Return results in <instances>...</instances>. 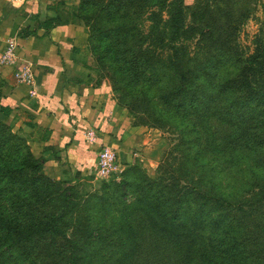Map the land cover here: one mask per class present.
<instances>
[{
	"label": "rangeland",
	"instance_id": "rangeland-1",
	"mask_svg": "<svg viewBox=\"0 0 264 264\" xmlns=\"http://www.w3.org/2000/svg\"><path fill=\"white\" fill-rule=\"evenodd\" d=\"M83 2L79 20L88 32L94 81L108 87L133 129L143 131L147 153L130 166L126 186H121L124 178L115 181L97 174L83 181L71 169L53 173L42 158L36 157L39 166H33L35 158H29L25 143L0 126V180L2 174L6 177L0 188L12 190L0 191V212L22 224L63 213L59 227L77 244V252L89 246L85 256L103 263L111 264L117 257L103 239L97 240V233L92 238L95 229L103 231L107 242L114 234L118 241L138 242L140 253L133 264H181L185 245L160 235L144 218L139 200L149 193L151 199L164 202L166 211L183 212L178 202L185 200L186 190L197 194L204 190L227 198L218 207L212 199L215 209L231 211L229 206H236L233 226L244 234L241 243L237 241L242 251L226 253L223 263L264 264V104L258 105L262 100L256 99L246 116L249 122L240 120L241 133L209 116L226 105L217 95L223 85L217 79L233 71L231 60L243 69L257 59V75L263 79L257 87L264 86V0ZM179 63L193 77L195 87L189 94L201 96L194 109L183 108L179 99L168 96L178 86ZM195 124L203 132L201 141ZM201 204L200 196H191L183 206L189 205L193 213ZM124 220L128 231L120 230ZM218 227L209 223L196 227L204 249L214 255L220 254L225 239ZM37 240L36 251L48 255L50 262H63L70 254L62 237ZM225 243L229 250L232 241ZM200 262L197 257L192 264Z\"/></svg>",
	"mask_w": 264,
	"mask_h": 264
},
{
	"label": "crops",
	"instance_id": "crops-1",
	"mask_svg": "<svg viewBox=\"0 0 264 264\" xmlns=\"http://www.w3.org/2000/svg\"><path fill=\"white\" fill-rule=\"evenodd\" d=\"M79 5L80 0H0V120L28 141L50 171L71 169L85 181L97 174L102 148L114 149L127 169L146 155L147 142L108 87L94 81ZM12 40L21 61L33 66L32 86L20 84L15 68L1 62Z\"/></svg>",
	"mask_w": 264,
	"mask_h": 264
},
{
	"label": "trees",
	"instance_id": "trees-1",
	"mask_svg": "<svg viewBox=\"0 0 264 264\" xmlns=\"http://www.w3.org/2000/svg\"><path fill=\"white\" fill-rule=\"evenodd\" d=\"M83 1L84 0H82L80 7L77 8V17L79 19L80 10L83 9L85 5ZM182 2L186 4L185 0H182ZM175 57L178 58V55ZM226 57L229 56L226 55ZM254 61V59L251 60L248 67L245 65L243 69H240L238 63L233 62L232 60L230 62L228 60L233 71L229 72L227 70L224 76H219L217 79L219 82L223 83L222 87L218 88L219 92L217 95L219 99L223 98L225 100L226 105L217 110L219 111L218 114L214 112L209 114V116L213 117L214 115L219 120L234 127L240 133L241 129L238 130L239 127L243 128L242 125L240 126V120L245 118V121L249 122V120H246L248 118L246 116L253 111L252 106H256V99L262 100L258 105L264 104V86L261 85V87H257L258 84H261L263 79L257 75V59L255 62ZM177 73V79L179 81L178 86L172 89L168 96L177 100L179 99L181 102L180 105L183 106V108L194 109L201 101V96H199V93L198 95L189 94V91H193L195 87L191 82L193 77L190 76V69L183 63H179ZM208 95L209 93L206 96ZM226 97L230 100L226 101ZM205 121L209 123L208 117ZM0 126L6 130H10L13 137L17 136L22 143H25L29 158H35L32 162L33 166H39V163L37 162L38 160L32 154L29 144H27L18 134L14 133L13 128L7 123L0 120ZM194 127H196L195 133L200 139L198 141H201L203 138V132L200 130V125L195 124ZM210 136L211 135L209 134L208 137ZM240 136L241 134L239 137ZM244 136L245 139H248L249 137L247 133H245ZM21 146L22 145L19 144L17 150H19ZM130 169L131 167L125 169L120 176V179L124 178L121 186L129 184L126 180V176H128ZM5 178V174H2V180H0V183H3ZM114 180L116 181L117 179ZM0 191L11 193L12 190L7 187L6 189L0 188ZM203 191L197 194L190 189L186 190V193L184 194L185 200L178 202L181 209L184 208L183 212L166 211L162 208V206L165 205L164 202L162 200L159 201L160 198L151 199L149 193L142 197V202L139 200V204H142L144 208V218L153 224L160 235L165 236V238L170 239L173 242L185 245V252L187 251V253L181 264H192L197 257L201 260L200 264H224L223 261H225L224 257L226 256V253L231 255L233 249H236V251H242L241 247L238 249L237 241L241 243L244 239V234L236 232V229L233 226L235 223V217L232 218L234 216L232 212H236V206L233 204V210L231 202V206H229L231 211L228 209L224 210L223 206H220L221 208L217 210L214 208L213 204L211 205L210 201L216 199V207H218L220 202L228 201L225 195L221 194L218 196L213 194L211 196L210 192ZM191 196H200L203 200V204L200 205V210L198 212L191 213L189 205L183 206ZM137 206L138 205H135L133 207ZM209 210L211 211L208 212ZM213 213H215V215H213ZM63 219V213L60 215L51 213L37 224H22L17 222L12 216L7 215L5 212H0V264H110L108 262L103 263V261L96 258V256H88L89 258H87L85 255L89 251V246L77 252V244L69 240L65 232L59 227V223L63 221ZM126 222L128 221L124 220L120 230H127L125 225ZM208 223L211 225H219L220 227L217 228V231L225 237L222 246H219L221 249L219 250V253L221 255H214L212 252L204 249V238L198 232L196 227L198 226L200 229ZM248 230L249 229H247L246 232H248ZM130 231H132V229H130ZM235 232L237 233L236 237L234 235ZM96 233L98 234L97 240L103 239V245L105 247L107 246L109 251H111L110 253L117 257V260L112 261L111 264H133L135 257L140 253V244L138 242L133 240L129 242L118 241L115 234L112 236V238L114 237L112 241L107 242L108 240H106V237L104 238L101 229L93 230L91 233L92 238L95 237L94 235ZM48 236H51L52 239L62 237L66 240V247L69 248L70 254L65 260H63V262H50L53 261V259H50L48 255L43 256L36 251L37 246L39 245L37 238L41 237L42 240H44ZM107 238L110 239V236L108 235ZM229 241H232V243L228 250V246L225 242ZM114 242H117V244L114 245ZM125 257L128 259L127 261H124Z\"/></svg>",
	"mask_w": 264,
	"mask_h": 264
},
{
	"label": "built area",
	"instance_id": "built-area-1",
	"mask_svg": "<svg viewBox=\"0 0 264 264\" xmlns=\"http://www.w3.org/2000/svg\"><path fill=\"white\" fill-rule=\"evenodd\" d=\"M2 64L15 68V78L20 84L34 85L35 76L33 66L23 62L18 56V45L12 40L2 55ZM88 139H93V134H88ZM125 168L120 164L118 153L111 147H104L101 150L97 161V176L102 179H119Z\"/></svg>",
	"mask_w": 264,
	"mask_h": 264
}]
</instances>
